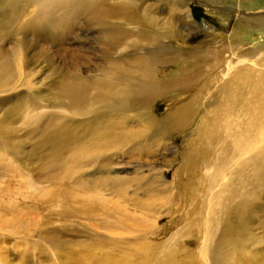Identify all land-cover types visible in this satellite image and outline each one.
<instances>
[{
	"label": "rangeland",
	"instance_id": "1",
	"mask_svg": "<svg viewBox=\"0 0 264 264\" xmlns=\"http://www.w3.org/2000/svg\"><path fill=\"white\" fill-rule=\"evenodd\" d=\"M95 1L0 11V60L15 69L21 50L29 82L0 96V264H264V160L243 163L264 151V79L236 76L257 49L264 74V0ZM138 59L161 70L148 97ZM71 84L82 102L62 96Z\"/></svg>",
	"mask_w": 264,
	"mask_h": 264
},
{
	"label": "bare ground",
	"instance_id": "2",
	"mask_svg": "<svg viewBox=\"0 0 264 264\" xmlns=\"http://www.w3.org/2000/svg\"><path fill=\"white\" fill-rule=\"evenodd\" d=\"M20 0H0V11H3L5 12V10H8L9 7H12L14 5H16V3H18ZM71 1V4L68 5V7H70L72 10H76L77 9V5H76V0H69ZM156 2H158V0H155ZM165 3H167L168 5L177 8V3L176 1H173V0H161ZM160 1V2H161ZM79 2V1H78ZM96 4H100L101 3L99 1H95ZM161 2V3H163ZM184 3V1H183ZM80 4V8L78 9V13L79 15H81L82 17H84L86 19V16H87V13H98L100 12L99 9L95 8L94 6L92 5H86V4ZM166 5V4H165ZM102 6V5H101ZM185 5L182 4V3H179V7L182 8L184 7ZM166 7V6H165ZM168 7V6H167ZM166 7V8H167ZM187 7V6H186ZM156 9H157V6H156ZM112 13L114 14H119V15H128L130 16V11L125 9L124 6H121V7H114V8H111L109 9ZM172 11V10H171ZM3 12L0 13V15L2 16L3 15ZM174 12L176 13V19L178 20H188L190 21V15H189V12H188V9H180V10H174ZM245 12V11H244ZM251 12V11H250ZM263 12V11H262ZM243 13V12H242ZM76 14V13H75ZM174 15V13H171ZM247 18L245 20V24H253V22L257 21V22H260L261 19H258V18H255L256 15H251L250 13H246L244 14ZM259 15H262L261 18L264 19V13H259ZM58 17V16H57ZM56 17V18H57ZM174 17V16H172ZM260 17V16H259ZM6 18V17H5ZM55 18V19H56ZM105 18V16H97L94 18V20L97 22V23H100L103 19ZM174 18V19H175ZM237 18V17H236ZM173 19V18H172ZM175 19V20H176ZM177 20V21H178ZM3 21V19H2ZM174 20H172V23H173ZM187 21V22H188ZM10 22V21H9ZM181 22V21H180ZM71 23H73L71 21ZM70 23V26L73 27V25ZM175 21H174V25H175ZM264 24V23H263ZM56 25V23H53L52 24V29L54 28V26ZM188 27V26H187ZM68 28V27H66ZM257 29V28H256ZM144 31V30H143ZM179 32V31H177ZM113 32H110V34H112ZM172 34H176L174 32H171ZM168 32L166 34H164L163 36H167ZM180 36L182 34V32L179 33ZM106 39H108V36H105ZM21 46V45H20ZM18 48H21V47H18ZM226 49V48H225ZM261 50V49H260ZM260 50L257 49V50H254L255 53H253L252 51V54H248L247 56L244 54L243 52V55H242V59L241 60H238L237 62V65H236V68H237V71H236V76H238V79L240 81H242V84L245 85L247 82H249V84H246L245 86H240L238 87V89H242V88H252V86L254 84H258L262 79H264V74L262 73V71H260L262 69L260 68H256V61L255 59L258 58L259 55H257L258 53H260ZM19 51L21 50H18L17 53H15V55L13 56L12 60H13V63H15V69L12 68V64H11V61H7L6 60L2 61V59L0 60V96L2 95H7L11 92H14L15 91V87L16 85H19V84H24V85H27L29 82H28V75H26L24 72H22L23 70L20 68V66L18 65V61H19V57H20V53ZM247 52V51H246ZM1 53V51H0ZM22 53V52H21ZM152 58H154V61L155 60H158V46H155V50L151 49L147 52ZM201 53V52H200ZM257 53V54H256ZM189 54H192L194 55V53H190ZM263 56V55H262ZM24 57V56H23ZM22 57V58H23ZM21 58V60H22ZM263 58V57H261ZM151 60V58H150ZM252 61L250 64L248 63H245V61ZM23 61V60H22ZM137 63H136V67H137V71L135 72V75L137 77H140L142 79H145L147 80V82L151 85V87H149L148 89H144L143 87H139V93L143 94L144 96L148 97L150 96L151 94H154V93H157L158 92V87L161 88L163 87L164 85H162L160 83V79H158L157 75H158V72L160 73L161 70L158 68V66H151V65H148L146 66L144 64V60L143 59H138L136 60ZM9 62V63H8ZM20 62V61H19ZM261 62V61H259ZM4 63V64H3ZM260 64V63H258ZM264 65V63L262 64V66ZM23 67V66H22ZM256 68L257 70V73L259 74V78H258V81L257 82H253L251 81V76H253L254 78H256L257 76H254L253 75V69ZM26 72V71H25ZM261 72V73H260ZM137 77H134L137 79ZM186 83V81H180L179 84H181L182 88L184 87L183 85ZM237 87V86H236ZM237 89V90H238ZM225 91L229 92L228 95H232V94H235L236 93V90L235 88H230V87H226ZM240 91V90H239ZM136 92V93H137ZM62 96H64L65 98H67L71 103H80L82 102L84 99H85V90L84 88L81 86V85H75V84H71V85H66L63 87V91H62ZM124 99L122 100H116V98H112L110 100L109 103H112V108H114V111H117V112H120V113H126L129 111V104L126 102V101H123ZM89 101H91V99H89ZM98 106H100L98 103H97ZM181 106V105H180ZM181 108V107H179ZM178 110V109H177ZM176 110V111H177ZM186 110L184 109V107H182L180 109V112H185ZM186 114V113H185ZM178 115V114H177ZM188 115V114H187ZM136 116H148L147 113L143 112V113H140ZM188 117V116H187ZM152 117L150 116V118L148 119H151ZM183 118V117H182ZM150 122V121H149ZM153 122V120H152ZM153 124V123H152ZM243 150V149H242ZM245 157V156H244ZM250 157V156H249ZM247 158V157H246ZM258 160V161H261V160H264V151H259L258 154H255V156L251 159H246L243 163L245 164V162L247 161V164L249 162H252V160ZM257 161V162H258ZM246 166V164H245ZM254 166V165H252ZM257 164L255 165L254 167V175L255 177L253 179H258L257 182L261 183L263 186H264V176H263V173H264V165L263 164H259L258 165V169H257ZM262 168H261V167ZM262 175V177L259 179V176ZM260 180H262L260 182ZM242 181V180H240ZM256 181V180H255ZM238 185V184H237ZM261 188V187H260ZM251 191H250V195H253L256 190H257V186H253V187H250ZM233 190V189H232ZM232 190L230 191L229 193V199H231V196L232 195H235V194H232ZM258 193V192H256ZM257 195V194H256ZM254 196V195H253ZM228 199V198H227ZM229 201V200H227ZM232 200H230L229 202H231Z\"/></svg>",
	"mask_w": 264,
	"mask_h": 264
}]
</instances>
